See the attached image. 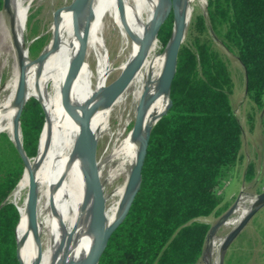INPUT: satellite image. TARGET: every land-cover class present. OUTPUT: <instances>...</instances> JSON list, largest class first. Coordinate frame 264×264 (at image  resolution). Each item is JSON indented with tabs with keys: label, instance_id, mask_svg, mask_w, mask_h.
Masks as SVG:
<instances>
[{
	"label": "bare ground",
	"instance_id": "bare-ground-1",
	"mask_svg": "<svg viewBox=\"0 0 264 264\" xmlns=\"http://www.w3.org/2000/svg\"><path fill=\"white\" fill-rule=\"evenodd\" d=\"M163 3L164 0H86L76 23L75 10L72 4L69 7L67 4L54 21L56 33L44 49L46 56L31 59L25 41L30 3L11 0L12 28H7L4 34L13 60V75L3 87L0 86V134L6 133L17 144L22 141L17 121L21 105L16 101L20 53L24 54L26 71L24 100L40 99L47 112L39 154L30 159L23 178L9 197L21 214L16 235L19 255L21 246L23 249L22 264H84L92 253L91 244L93 251L100 234L107 233L117 222L145 138L169 105L170 96L168 99V90L162 88V79L170 42L161 54V44L154 33L155 24L164 22L170 15L171 0H166L164 13ZM197 6H204L203 0L175 1L173 11H177L184 22L185 33L186 23ZM110 17L119 29L123 49H129L126 60L117 68L120 71L118 78L132 69L144 49L142 63L120 92L117 88L110 90L108 83L115 70L103 39L106 29L113 26ZM82 38L87 40L86 61L70 82L67 98L73 111H67L61 103V91L79 57ZM92 55L97 58L95 70L91 60H87ZM48 71L53 73V79L45 88L43 77ZM141 104H144L142 126L136 136L134 125L130 131L128 128L135 124ZM113 115L117 122L115 129L111 123ZM85 116H89L88 127L94 146L97 148L102 140H107L101 156L97 157L105 200L102 231L95 227L91 172L80 146V122ZM31 175L38 185L36 229L32 228L28 213ZM255 200V197L242 198L234 210L238 216H232L224 225L236 227ZM223 240L215 237L210 240L208 264H219Z\"/></svg>",
	"mask_w": 264,
	"mask_h": 264
},
{
	"label": "trees",
	"instance_id": "trees-1",
	"mask_svg": "<svg viewBox=\"0 0 264 264\" xmlns=\"http://www.w3.org/2000/svg\"><path fill=\"white\" fill-rule=\"evenodd\" d=\"M175 1L171 0L170 15L158 32L163 48L172 36ZM166 4L164 0L162 13ZM3 5L0 0V9ZM32 18L27 21L28 54L35 59L48 45L49 36L33 25ZM190 35L179 50L172 104L150 134L140 188L99 264H197L211 228L202 219L218 217L229 207L219 189L242 159L243 127L232 105V72L214 38L237 55L245 71L247 97L261 106L264 0H207L206 12L192 18ZM41 102L28 99L20 116L23 150L29 159L39 154L47 120ZM248 121L253 128L254 111L248 113ZM25 168L13 141L0 134V264H22L23 249L18 256L16 237L21 214L8 197ZM253 169L250 163L246 178L253 177ZM224 264H231L230 259L226 257Z\"/></svg>",
	"mask_w": 264,
	"mask_h": 264
},
{
	"label": "rangeland",
	"instance_id": "rangeland-1",
	"mask_svg": "<svg viewBox=\"0 0 264 264\" xmlns=\"http://www.w3.org/2000/svg\"><path fill=\"white\" fill-rule=\"evenodd\" d=\"M27 1L30 3L28 18L33 17L32 18L33 25H36L43 32V34H47L49 36V40H48V45H49L54 34L56 33L54 29L55 26L54 21L56 20V18H59V16H61L62 7L67 4H68L67 7H69L70 4L73 3V0H27ZM203 2H204V6H197L194 14L190 18V21H187L186 23L187 31L185 33L184 43H187L191 39L190 26L193 16H195V14L199 12H204V13L206 12L207 0H203ZM12 11L13 9L11 10V13H9L4 9V7L0 9V14H1L0 15V23H1L0 24V86L1 87H3L11 79L13 75V66H12L13 60L12 57L10 58L9 56V50L7 47V38L5 37L4 34V31H6L7 28L10 29L12 28V23L14 18V12ZM109 21L110 20L108 19L107 24L109 23ZM110 23L113 25L112 19ZM29 35H30V30L27 27L25 33L26 36L25 41L27 47L30 44V42L28 41ZM103 37H104L103 39H105L108 45L107 49L108 52L111 54V61L113 67L115 68L114 72L110 76L111 78H109L108 80V83L111 84L118 79L120 71L117 68L121 65L123 61L126 60L129 54V49L127 48L123 49L120 32L119 29L115 27V25L108 27L106 29L105 36ZM214 42L216 47L219 49V51L222 53V55L227 59L229 63L230 70L232 72V76L235 82V89L232 95V105L243 127L242 149H241L242 159L233 169L230 176L221 184L219 189V193L224 198V202L229 205L228 207L229 209L233 205H237L242 198L256 197L258 194L264 191V124H263L264 102L261 106H257L248 99L246 94L245 71L237 55L226 49L217 38H214ZM163 53H165V48L161 46V54ZM92 56L89 59L87 57V60L89 61L91 60L90 63L92 65V68L95 70L97 58L94 55ZM49 72L51 71H48L43 77V84L45 82L47 87L49 86L50 82L53 79V73L51 72L52 76L49 77L50 76ZM47 77L50 78L49 82H47ZM252 111H254L253 128H251V125L248 121V113H252ZM111 123L113 125V129H115V127H117V122L114 115L111 118ZM132 125H134V123L129 126L128 131L131 130ZM106 144H107V140L105 139L98 144L97 157L101 156V152L105 149ZM250 163L254 164V169H253V177L251 179H248L246 178V171ZM236 215L238 216V214L233 211L231 217L232 216L237 217ZM220 217L221 215L218 217L212 215L210 217L203 218L202 220L208 222L212 226L218 221ZM233 228L235 227H232V225H228V226L224 225L216 231L214 236L217 239L225 238V236ZM230 247L231 248H229L226 257L230 259L231 264H264V206L250 219V221L240 232V234L236 237V239L233 241ZM207 261L209 262L208 256H207ZM208 262H206L203 258H201L198 264H202V263L208 264Z\"/></svg>",
	"mask_w": 264,
	"mask_h": 264
},
{
	"label": "water",
	"instance_id": "water-1",
	"mask_svg": "<svg viewBox=\"0 0 264 264\" xmlns=\"http://www.w3.org/2000/svg\"><path fill=\"white\" fill-rule=\"evenodd\" d=\"M11 0H4V9L11 13V7H10ZM86 3V0H74L72 3V6L75 10L74 20L76 23V20L82 11L84 5ZM13 16V15H12ZM173 16V31L172 36L169 40L170 47H169V53L166 61V66L163 73V79H162V88L163 90L169 91L170 96V90L172 86V82L176 73V67H177V61H178V54L180 47L182 43L184 42L185 38V25L182 20L179 19L177 11L172 12ZM163 22H158L154 26V33L158 35V32L160 30V27ZM144 50V49H143ZM143 50L141 51L138 59L136 60L135 64L133 65L132 69L126 73L125 75L121 76L117 80H115L113 83L109 84V89L113 90L117 88V92H120L123 90L128 83L131 81L132 77L134 76L136 70L140 66L143 60ZM27 53H28V47H27ZM86 55H87V40L86 38H82L80 40V52L79 57L77 59L76 64L71 68L68 78L65 82V85L63 86V89L61 91V103L64 109L67 111H73L72 105L69 103L67 98V92L69 89L70 82L72 78L78 74V72L81 70L82 66L84 65L86 61ZM44 50L39 55L38 58L44 57ZM20 59V76H19V82H18V91H17V103L21 105L18 115H17V121L20 126V116L22 109L26 103V100H24L25 91H26V71L24 68V54H19ZM118 94V93H117ZM172 104L171 98L169 99V105L167 107V110L170 108ZM44 107V106H43ZM45 109V108H44ZM144 110V104H141L138 109L137 118L134 124V134L138 136L141 131L142 126V114ZM167 110L164 112V114L167 112ZM46 112V111H45ZM163 114V115H164ZM162 115V116H163ZM161 116V117H162ZM160 117V118H161ZM46 119H47V113H46ZM89 124V116H85L81 122H80V146L82 150L85 153L88 167L91 172V178H90V186L92 190V199H93V208H94V222L95 227L98 231H102L104 228V208H105V200H104V193L102 189V183L100 179V175L97 168V148L94 146V143L92 141V137L90 134V130L88 127ZM21 129V128H20ZM152 129L148 132L143 147L141 148L136 167L133 170L126 197L123 201L121 213L117 220V222L112 226V228L107 233H101L96 245L87 259V261L84 264H99L100 259L103 255V252L106 249V246L108 244V241L114 232V230L118 227V225L124 220L126 217L129 208L134 200V197L137 193V191L140 188V184L142 181V170L144 161L147 155V147L150 139ZM22 134V133H21ZM11 139V138H10ZM13 143L15 144L18 151L23 155L24 161L26 163V167L29 162V158L26 157L22 141L21 143L17 144L13 139H11ZM40 142V141H39ZM38 185L36 183L34 175H31L30 177V187H29V194H28V213L30 218V224L33 229H36L38 226ZM255 202L251 206V209L249 213L240 221V223L233 228L224 238L223 243L221 244L220 250H219V264L225 263V258L227 255V252L232 245L233 241L236 239V237L240 234V232L244 229V227L247 225V223L250 221V219L264 206V191L258 194L255 197ZM13 203V202H12ZM236 205H233L230 207L221 217L218 219V221L211 226L207 238H206V245L202 254V258L207 261V256L210 252V240L214 238L216 231L222 227L231 217L233 211L235 210ZM17 237V235H16ZM18 242V241H17ZM18 256H19V246H18ZM20 258V257H19ZM21 261V260H20ZM198 264V263H197Z\"/></svg>",
	"mask_w": 264,
	"mask_h": 264
}]
</instances>
